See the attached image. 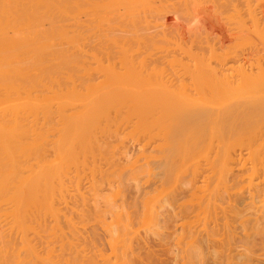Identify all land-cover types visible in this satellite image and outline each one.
<instances>
[{
    "label": "bare ground",
    "instance_id": "obj_1",
    "mask_svg": "<svg viewBox=\"0 0 264 264\" xmlns=\"http://www.w3.org/2000/svg\"><path fill=\"white\" fill-rule=\"evenodd\" d=\"M234 153L264 257V0H0V264H136L172 178Z\"/></svg>",
    "mask_w": 264,
    "mask_h": 264
},
{
    "label": "rangeland",
    "instance_id": "obj_2",
    "mask_svg": "<svg viewBox=\"0 0 264 264\" xmlns=\"http://www.w3.org/2000/svg\"><path fill=\"white\" fill-rule=\"evenodd\" d=\"M206 16H204L205 19L209 17L208 16L206 18ZM208 19H209V22L212 23V26L217 27V25L215 26L214 21L212 22V20L210 21V18ZM214 27L212 28L214 29ZM217 28H215L216 30L214 29L215 35L220 36L219 37L220 40H222L221 39L222 37L223 40L227 42L228 41L227 35L221 32H220L221 35H218V32L220 30L219 29L217 30ZM183 37L186 38V35H184ZM128 146H131V148L133 147L131 143L128 144ZM129 148L130 147H128V150ZM239 149L240 148L236 149V153L239 152ZM131 150H130V153L132 152ZM133 151H137V149ZM241 151L245 154L244 147H243V150H240V152ZM132 154L134 153L132 152L131 154H129L130 157ZM238 154L243 155L242 153H238ZM233 155H234L233 159L235 161H233L231 165L232 167L231 166L230 167H231V171L234 172L235 175L231 173V176L234 175L237 179L232 176L233 178L232 180L229 173H228V176H225V178H222V176H220L219 174H217L216 176H213L214 173H211L212 175H210V171H209L211 170L210 165H207L205 163L206 167L207 166L210 167L209 170L205 171V169L203 168L201 169V167L203 166L204 168H206L205 164H203V161H202L200 162L202 166H200L201 165L200 163L196 165L197 172L199 173L197 174V176L194 173L196 176V177L194 176L196 181H193L195 187L193 186V182H191L193 187L191 186V183L189 185L190 180H188L189 178L192 179L191 178L192 176L190 177V175L194 171L190 174L189 172H191L192 171L191 169L193 168L191 167L190 168L191 171H187L186 170L187 168L186 169L185 167L182 168L181 167L182 165L180 166V164L176 162L177 164L175 167L177 170L174 167V169L176 170V173L180 171L177 168L179 166L180 168L186 170V174L181 175L182 173L181 174H179L180 172L178 173L179 175H181L180 178L179 177L177 178L178 180L176 182L178 183H174L175 182L174 178H172L173 179L171 181L172 187H173V184L176 185L177 187L178 185L180 186L178 187L179 190H177V192L174 193V190H173L172 192L173 194H171V197L169 198L170 200H172V203H170V206H167L170 210H168V208L166 210L170 212V216L167 217V220H166L167 223L166 222L164 223L163 227L165 229H161L162 233L159 232V234L161 233L163 235L158 234L156 236V235H153L152 233H150L151 234L150 235L149 234L150 231H148L146 228H144L145 231H143V227H141L142 229L139 230V233H140L139 235L141 236L142 241L136 242L137 244L134 242L135 244H133V250H132L134 252L133 254H129L127 259L134 261V263L137 262L136 264H138L140 261H141L140 263L142 264H264V257L261 256L263 254V251L259 245L262 242L260 240L261 238L259 237V235H255V234L253 236L254 232L252 231L253 230L252 226L254 228L255 222L253 221H255V216L252 215L254 209L251 208V205H249L250 195L248 193L250 191L247 189L249 185H248V181L245 178L247 177L246 176L247 170H245L244 167L243 168L240 167V166H243V165H240V163L243 160L242 161L239 160L241 161L239 162L238 156H236L235 153ZM236 162L238 164H236ZM152 163H151V166L152 165L153 166L151 168L152 169L154 168L157 170V172H155L154 170V174L155 173L158 174V175L155 174L154 178L156 179H152L151 181V182L153 181L155 182L145 183V180H143V183H142V181H140L138 184V187L137 188L134 187L135 189L133 188L131 184H128L129 188L127 185L126 187L127 189L125 190L126 194H124L126 197L125 198L126 203L124 201L125 206L134 205L136 208V205H137V208L138 207L140 208L141 206L139 204L140 203L139 201H141V195L143 197L144 193H148V192L150 193L149 195L152 194V191L154 190L155 186L157 185L158 180L161 178L160 176L162 175L161 173L160 174L158 173V172H161V170L157 169L159 168L158 167L159 162L154 161ZM139 164H141L140 161H139ZM154 164H156V166ZM198 165L200 168H198ZM245 167L247 169V166ZM244 170L246 172H244ZM235 171L237 173H235ZM241 171L243 173H241ZM126 173L127 174L123 175L125 178L129 172H126ZM176 173L174 172L172 177L176 178V176H179V175H176ZM226 177L227 178L230 177V178L227 179ZM239 178L241 179V182ZM220 179L223 181L224 186L226 188L222 187L223 186L222 183H219V184L217 183L218 185L215 183L216 181H219ZM234 179H236L237 181ZM206 180L209 181L208 185H205L206 184L205 182H208ZM216 185L219 187H217ZM206 186H209L211 188L206 187ZM202 188L207 191H203ZM206 188H209V189H206ZM246 190L249 192H247ZM215 192L217 194H215ZM135 200H137L139 205L137 204ZM131 202H134V203L136 202V203L131 204ZM117 203H120V201H117ZM144 232L148 233V235H146V233ZM190 236H192V238L194 239H192ZM252 239H253V242H252ZM255 243H257L259 246ZM193 246H195L194 250H196L197 252L193 251ZM105 248L107 249V247ZM198 248H200V250ZM189 250L192 251L194 254L192 252H189ZM191 253L193 254V256ZM112 258H111V261L114 259Z\"/></svg>",
    "mask_w": 264,
    "mask_h": 264
}]
</instances>
